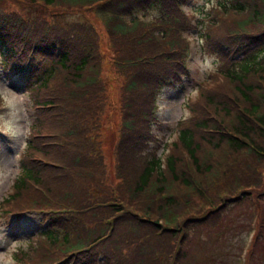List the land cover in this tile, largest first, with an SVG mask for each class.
Returning a JSON list of instances; mask_svg holds the SVG:
<instances>
[{"label":"trees","instance_id":"obj_1","mask_svg":"<svg viewBox=\"0 0 264 264\" xmlns=\"http://www.w3.org/2000/svg\"><path fill=\"white\" fill-rule=\"evenodd\" d=\"M21 2L59 12L96 6L110 16L105 26L112 54L97 60L94 30L82 21L61 22L57 11L48 22L46 8L43 15L21 18L0 2L1 62L19 67L42 60L27 87L32 119L3 205L8 211L46 205L27 184L31 180L56 202L82 212L75 224L58 223L63 228L59 233L46 229L33 242L27 240L13 253L15 261L43 264L51 258L45 254L46 244L59 254L74 252L73 264H83L93 258L92 251L83 249L93 240L91 245L103 251L102 264H194L191 240L200 232L206 237L218 233L215 227L228 211L250 200L262 207L254 228L262 235L257 244L263 242L264 44L258 45L264 38V0H215L207 9L196 7L193 28L201 50L220 61L240 51L243 55L222 64L217 70L222 81L214 80L187 104L189 118L180 122L175 139L164 142L160 156L151 146L156 142L154 93L174 86L185 71L188 45L183 32L190 23L180 6L186 1ZM134 7L155 8L156 16L140 22L132 18L124 25L118 16ZM112 59L119 77L104 120L115 132L110 109L119 139L104 153L101 132L89 128L98 123L109 96L102 71ZM36 157L53 165H43ZM106 232L110 234L103 237ZM257 244L249 242L248 256L251 264H264V253L254 255Z\"/></svg>","mask_w":264,"mask_h":264},{"label":"rangeland","instance_id":"obj_2","mask_svg":"<svg viewBox=\"0 0 264 264\" xmlns=\"http://www.w3.org/2000/svg\"><path fill=\"white\" fill-rule=\"evenodd\" d=\"M197 1L200 2V0ZM213 1L215 0H208L204 2V5L208 6V3ZM0 2H3V6L10 11L26 12L20 0H0ZM194 12L197 16L196 8ZM26 14L28 15L27 12ZM63 14L64 18L71 20H77L79 17L78 13L63 12ZM146 14H148L146 18L151 15ZM142 18H145L144 14ZM192 34L195 35L194 32ZM102 35H105V32H102ZM101 45H104V41H101ZM105 53H107V49H105ZM189 56L187 77H183L182 82L175 87L161 88L158 92L159 98L154 110L157 123L154 132L158 137L163 138L162 141L170 140L174 136L173 133L177 123H179L178 121L186 116L184 110L188 99L194 97L196 87L201 86L203 81L208 78L207 74L216 68L214 56L201 52L200 47L199 49L194 47ZM5 71L3 74L5 78H2L3 70H0V132H2L0 135V200L8 191L10 180L16 175L17 162L15 160L19 148L24 145L27 126L30 122L29 115L32 111V107H30L32 99L27 87L32 85V81L35 79L26 81L27 74L24 71H13L12 69ZM105 71L109 92L107 97L114 100V87L118 82V75L108 67ZM19 78L23 83L26 81V88L22 89L17 83ZM106 110L107 106L101 110L100 119L103 121ZM157 143L159 141L156 140ZM155 145L152 147H155L156 154H160L161 143L159 147ZM261 210L262 207L257 209L251 200L233 206L228 211L223 223L215 227L217 230L220 229L218 233L208 232L206 237L204 232H200L199 236L191 240L188 247L191 263L251 264L247 253L251 251L248 247L249 242L253 239L256 245V240L262 238V235L257 233L256 228L251 225V222L254 215H258ZM9 222V218L3 217V214L0 215V264H10L8 256L11 252L24 247L25 242L42 227L41 218L35 212L22 214L20 219L14 221L17 224L13 227H7L6 224ZM254 250L256 251L254 255L260 258V255L264 253V240L258 243ZM241 257L243 258L241 259Z\"/></svg>","mask_w":264,"mask_h":264}]
</instances>
